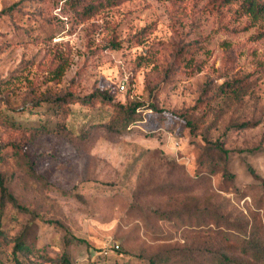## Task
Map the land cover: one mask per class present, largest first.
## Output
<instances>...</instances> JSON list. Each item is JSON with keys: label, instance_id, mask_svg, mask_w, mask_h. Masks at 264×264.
Returning a JSON list of instances; mask_svg holds the SVG:
<instances>
[{"label": "rangeland", "instance_id": "374dc122", "mask_svg": "<svg viewBox=\"0 0 264 264\" xmlns=\"http://www.w3.org/2000/svg\"><path fill=\"white\" fill-rule=\"evenodd\" d=\"M237 1L0 0V172L26 208H0L2 256L21 233L26 264L255 259L264 16ZM97 89L143 103L138 120L117 132L114 101H53Z\"/></svg>", "mask_w": 264, "mask_h": 264}, {"label": "trees", "instance_id": "16d2710c", "mask_svg": "<svg viewBox=\"0 0 264 264\" xmlns=\"http://www.w3.org/2000/svg\"><path fill=\"white\" fill-rule=\"evenodd\" d=\"M222 1L229 3L233 0ZM237 2L239 3V7L243 10V12L250 15L252 18L257 19L264 16V0H238ZM259 34L260 36L264 37V30L259 32ZM114 46H118V43H115ZM95 100H100L108 103H112L114 101L112 103V106L116 110L114 114L115 119L110 123V128L111 130H115L117 132L126 128L130 123L138 120L139 107L143 104L138 101L126 103L115 101L112 94L108 93V91L106 90L100 89H97L96 91L84 97L75 96L72 93L67 92L65 94L59 95L58 97H55L53 101L60 109V112L65 113V107L63 106H67L69 103L79 102L80 104L89 105L92 104ZM182 116L185 119L186 123L190 126L191 130L194 131V126L192 125L191 120L185 114H182ZM210 145L216 147L223 153L226 152L218 141L212 142ZM29 168L31 172L34 171V167L32 164L29 165ZM251 173L255 178H260L259 175L255 171H253V169H251ZM227 175L229 174L227 173ZM7 203H11L17 209L26 210V208L21 205L16 197L9 191V189L5 185L3 174L0 172V208H3ZM3 236V231L2 229H0V243ZM114 245L115 244H113L110 248L115 250ZM24 248V234L20 233L14 243L12 258L8 259V257H4L0 254V264H26L19 257V253H22ZM255 248V259L253 261L239 259L224 252H219L216 255V262L217 264H264V249H261L258 246Z\"/></svg>", "mask_w": 264, "mask_h": 264}, {"label": "built area", "instance_id": "2783aa9c", "mask_svg": "<svg viewBox=\"0 0 264 264\" xmlns=\"http://www.w3.org/2000/svg\"><path fill=\"white\" fill-rule=\"evenodd\" d=\"M117 88H118V91H119V92H122V91L125 89V81H124V80H121V81L118 83ZM114 248L117 249V248H118V245L115 244V245H114ZM111 250H114V249L111 248ZM107 252H108L107 250L104 251V253H107Z\"/></svg>", "mask_w": 264, "mask_h": 264}]
</instances>
